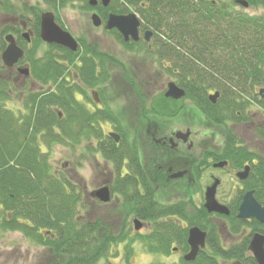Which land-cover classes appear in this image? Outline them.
I'll list each match as a JSON object with an SVG mask.
<instances>
[{
    "label": "trees",
    "instance_id": "trees-1",
    "mask_svg": "<svg viewBox=\"0 0 264 264\" xmlns=\"http://www.w3.org/2000/svg\"><path fill=\"white\" fill-rule=\"evenodd\" d=\"M45 1L53 8H64L74 2H85L88 8V0ZM126 1L130 6L139 7L143 29L153 30L156 36L166 38L162 40L165 44L181 51V57L176 58L177 63L181 61L180 85L187 89V98L198 108L199 122L209 127H224L233 116L231 110L248 106V101L247 104L239 102L240 94L252 93V97L255 95L258 99L255 86H264V17L237 12L224 0ZM247 1L250 7H264V0ZM142 3L146 8H142ZM233 4L237 5L236 0ZM126 8L112 5L110 10L125 13ZM31 12L35 19V37L33 47L26 51L22 61L29 65L39 88L29 87L22 99L9 71L0 61V229L5 233L19 232L50 249L51 264H113L121 254L124 258L121 264H133L137 241L150 254L170 255L174 244L187 252L188 229L175 221L176 216L188 221L190 226L203 228L207 223L206 210L200 209L194 218L193 211L186 209L184 203H179L180 208H177L156 201L149 171L152 176L156 174L142 168L137 139L131 140L128 129L113 110L97 108L91 113L77 99V94H84L82 85L96 88L110 78L104 57L97 58V63L94 58L84 57V66L77 67L69 62H74L79 53L51 45L38 56V49L44 43L40 37L41 16L37 10ZM0 30L1 55L6 46L4 35L20 30L11 25L0 26ZM72 66L77 68L79 76L73 85L66 79L71 76ZM234 81L242 87L230 86ZM125 82L135 84L131 85L132 92L126 94L132 93L130 97L137 98L141 115L171 117L179 113L180 106L176 102L162 97L150 100L148 92L136 85L131 73L127 74ZM213 90L220 93L216 103L210 100ZM14 101L21 103L18 114L7 108V104ZM150 101L153 103L149 107ZM106 122L115 125V131L121 135L119 145L104 133L102 124ZM232 131L226 129L228 133ZM56 146L71 149L83 146L112 162L117 172L112 191L124 197L126 208L130 206V215L149 222L152 230L144 235H133L125 229L117 231L103 221L89 222L80 217L86 209L81 189L60 171H53L50 156ZM230 155L237 158L239 166L254 157L250 148L240 145L232 134L220 158ZM126 156L131 175L121 177L119 173L123 171ZM255 170L263 179L257 198L264 204L263 157ZM139 181L143 187L139 186ZM223 252L215 256H223ZM181 264L218 262L216 257H203L195 263L182 261Z\"/></svg>",
    "mask_w": 264,
    "mask_h": 264
},
{
    "label": "flooded vegetation",
    "instance_id": "flooded-vegetation-1",
    "mask_svg": "<svg viewBox=\"0 0 264 264\" xmlns=\"http://www.w3.org/2000/svg\"><path fill=\"white\" fill-rule=\"evenodd\" d=\"M115 5H122L127 7V11L125 13H115L112 10H110L111 6ZM142 8H146L145 4L142 3ZM86 9H88L91 12V16L93 14L99 15V17L102 20V25L100 27L96 28H103L107 33L113 34L115 38L118 40L116 43L121 46L125 53L122 55V57L126 60L123 61L120 59L119 54L112 55L110 53H107L103 51L100 42L97 40H85L80 37H75L77 43H78V50L73 53H79V56L74 62H69L71 65H75L77 67H83L84 61L82 58H94L97 63V58H99L101 55L104 57L106 62V70L108 71V74L112 77H115L116 73L118 72V75L125 74L124 71L126 67L129 70V73L132 74L133 81L136 83V85H139L142 90L148 92L149 99L154 101L158 98L162 97L165 100L169 102H176L179 104V113L177 115H173L171 117L167 116H151V115H142V119L146 128H145V136L146 140L144 145L140 143V141L137 138V144H138V156L139 161L141 162L142 168L145 169V171L148 173V171L151 169L155 172L156 175L152 176L151 171H149V181L151 183V186H153V194L155 195V199L157 202L164 204V205H175L178 206L179 203H184L185 208L192 212V216L194 218L197 217L198 211L200 209L206 210L208 217H207V223L204 225L203 228L198 226H190L188 221H185L178 216H176L175 221L180 224L185 229H188V238H189V231L193 227H198L201 231L206 233L205 238V245L199 246L197 255L193 261H187L186 256L191 251V246L188 242L187 238V244L188 249L187 252H184L181 250L180 246L177 244H174L172 246L171 253H176L179 255V263L181 264L182 261H185L187 263H195L197 260L205 257H216L218 264H259L256 257L254 256V253L251 248L252 241L256 235L264 236V223L257 219H243L239 218V210L240 206L243 202L244 196L249 193L253 192V196L255 199L264 206V204L260 203V201L257 198V190L262 185V176L258 175L255 166L258 165V163L261 160V157L264 158V150L263 152H259L258 150H254L251 148L249 143H247V139L244 138V132L247 127H253V130L250 131V134L252 137L250 139L252 140H264L262 138V135L264 133H261V122L257 121V118H248L246 116H243L242 113L246 109L245 107H241L240 110H231L233 115L237 114L235 117L232 116L230 120L226 122L225 126H233L232 133L224 132V134H221V136H218L216 133H210L209 131L204 134L207 138L211 139L213 137V141L215 146L212 148L208 147V144L206 142L198 141L195 136V132L192 130L191 127H188L185 131L184 130H177V131H171V132H164V128H162L161 124L166 123L165 121H169L173 123L174 119H176L179 115L184 114V106H183V100H176L173 98L166 97V93L168 90V85L171 82H174L178 87L182 88L186 92L187 98V89L182 87L180 85V77L182 73V69L180 68V60L177 63V59L181 57V51H176L174 45H167L162 40L166 39L163 36H156L154 31L151 29H143V26L141 24L140 27V37L138 41H133L130 39L129 41H126L124 36L121 35V33L114 29L111 31L106 30V24L109 19V16L111 14L116 15H128V14H136L139 18L140 16L137 14L139 11L138 6H130V4L127 3L126 0H109V4L105 6L102 2V0H97L96 6H91L88 0V8L86 5ZM132 9L137 12H132ZM44 13L40 14L42 17ZM15 19V24H9L15 28H18L20 31L19 33L17 31H11L9 33H12L16 39V42L20 48H22L26 54V51L31 49L33 38L35 37V33L33 30V23L32 20H23L17 17ZM141 20V18H140ZM92 21V20H91ZM93 24V23H92ZM7 25V24H6ZM95 27V26H94ZM64 28V27H63ZM66 30V29H65ZM147 31H151L153 34L150 36L149 40L146 39L145 33ZM29 33L28 37L24 36V34ZM8 33V34H9ZM118 33L119 35H116ZM179 39V38H178ZM6 43V42H5ZM57 46V45H52ZM61 47L62 46H58ZM7 48V43L5 46V49ZM4 49V50H5ZM68 51H71L67 48H65ZM177 49L179 47L177 46ZM33 50V49H32ZM55 52H59L56 50ZM38 54V52H37ZM139 58V62L135 64L130 58V56H134ZM177 58V59H176ZM22 60L16 64L13 68L7 69L9 71V76L11 81L15 84L16 88L20 91L21 94L23 92L21 90H26L28 87L35 86L36 82L33 81V78L31 76L30 70L29 75H26L24 73L25 68L22 69ZM29 66L26 64V67ZM97 69L100 70V67H97ZM73 72V71H72ZM69 79H67V82L70 81V78L74 83H76L79 80V76L77 73L71 74V76H68ZM170 77H174V79L170 80ZM159 79H162V85L159 87ZM110 78L107 79L105 84H108V86H111V80ZM113 80V79H112ZM170 80V81H169ZM168 82V83H167ZM103 85V84H101ZM128 88L133 90V87L135 84H126ZM133 87H132V86ZM84 94H86V89H89L92 91V97L91 100L87 98L84 94L80 93V96H85V102L91 103L92 105H95V108L97 109H104L106 108V105L103 103V100L100 98V92L95 89V87H86L84 85ZM99 87V86H97ZM96 87V88H97ZM116 88L119 89L118 85H116ZM216 90H213L211 92L215 93ZM212 94V93H211ZM184 99V100H185ZM188 99V98H187ZM186 99V100H187ZM189 100V99H188ZM261 100V99H258ZM152 101L147 103V106L152 105ZM191 101V100H190ZM192 102V101H191ZM259 103H263L264 101H258ZM194 104V103H193ZM192 107V106H191ZM191 110V109H190ZM194 110L198 112V108L195 106L192 107L191 115L192 118L191 123H200L199 119L196 118V114L194 113ZM137 113L140 116L142 113L141 108L138 107ZM167 119V120H164ZM119 122L120 119L118 118ZM175 122V121H174ZM184 122V121H183ZM110 123V122H106ZM105 123V124H106ZM213 128V127H212ZM115 132L114 130L106 132V136L110 137V133ZM116 133H118L116 131ZM119 134V133H118ZM234 135L238 141H240V145H245L248 148H250V151L252 154H254V157L251 159L250 162L243 163V165H237V158L234 157V155H230L229 158L221 159V152L225 150V145L230 140V136ZM120 135V134H119ZM121 136V135H120ZM135 137V134L134 136ZM221 138V141L218 142L217 139ZM248 138V137H247ZM112 140L115 141L113 137H111ZM133 140L135 138H132ZM131 139V140H132ZM122 140V138H121ZM120 140V142H121ZM119 143H116V145H119ZM97 146L99 145V142L96 143ZM198 152L197 155L194 152ZM129 152V150H128ZM100 156L101 153H97ZM104 159V158H103ZM125 165L123 168V171L119 173L121 177H126L127 175H131V171L128 170L127 165L130 162L129 158L126 156L124 158ZM104 162L107 163L109 168L112 172V178L106 182H104L102 185H99L98 188L108 186L111 191V201L114 198H117L121 203L124 202V197L120 193H115L112 191V187L116 184V178H117V172L114 168V165L112 162L107 161L104 159ZM222 162H227V165H225L223 168L215 167L217 164H220ZM149 169V170H148ZM248 169V173H246V176L244 178L240 177L241 173H244L245 170ZM149 177V176H148ZM208 179L205 186V191L200 192L197 190L200 186L201 181L204 179ZM227 179V183L229 185V192L228 196H226L227 199L219 201L217 199L218 190L221 187V185L224 183V179ZM220 180V185L217 189L216 199L217 201L226 206L230 214L225 215L221 213H215V212H208V210L205 207L206 204V191L207 188L212 186L216 180ZM181 184H184L185 187L188 189L187 192L189 193V197L182 199L178 202L172 203V202H166L165 193H167V189L169 187H177ZM139 186L143 187L139 181ZM97 188V189H98ZM238 188L237 193H235L236 189ZM96 189V190H97ZM203 193L201 201L196 202V197L198 194ZM114 197V198H113ZM95 199V198H94ZM100 203L99 200L95 199ZM177 208H180L179 206ZM188 213V212H187ZM132 218L134 217L133 226L129 225L128 229H131L132 234H143L142 232L144 229H147L148 226H152L149 222L141 220L139 217H136L135 215H131ZM136 217V218H135ZM135 220H140L142 224V228L137 231L135 229L134 222ZM124 229H127L124 228ZM152 230V227L149 231ZM148 231V233H149ZM147 232V231H146ZM147 234V233H145ZM223 252V256H215L216 253Z\"/></svg>",
    "mask_w": 264,
    "mask_h": 264
},
{
    "label": "rangeland",
    "instance_id": "rangeland-1",
    "mask_svg": "<svg viewBox=\"0 0 264 264\" xmlns=\"http://www.w3.org/2000/svg\"><path fill=\"white\" fill-rule=\"evenodd\" d=\"M0 1L3 5V9L0 10V26L6 24H15L16 22L14 18L17 19V17L23 20L35 21L34 15L31 14L32 10H37L40 14L51 12L56 17L57 24L64 27V29L69 31L73 36L77 38L80 37L85 40H97L98 42H100L103 51L112 55H114V53L119 54L120 59L126 61L122 57L125 51L116 43L118 40L115 38V36L113 34L107 33L103 28L94 27L91 21V12L86 9L85 2H74L71 4H67L64 8H53L48 5L45 0ZM224 1L231 5L237 12H241L249 16L264 17L263 6H249L248 8H244L239 4L234 5V0ZM132 12L135 11L132 9ZM137 14L139 15V13ZM47 50H49V46L43 43L41 48L38 49V56L42 55L43 52ZM1 56L2 55H0V61L3 63ZM130 58H132L135 64L139 62V58L135 57V55L133 57L130 56ZM22 64V69L26 68V64L23 63V61ZM3 65L5 66L4 63ZM126 66L127 65L124 66L126 68L124 72L130 74ZM70 70V74L77 73V68H74V66H72ZM118 74L119 73L117 72L115 77L110 76L111 86H108V84H103L95 89L100 92V98L103 100L106 108H110L111 110H113L116 113V116H118V118L120 119V123L128 129L130 138H138L140 143L144 145L146 140V126L143 120L140 119L142 118V115L139 116L137 113L139 101L136 97H130L132 93L126 94V92H132L125 82L127 75ZM66 79H69V77H67ZM169 79L173 80L174 77H170ZM68 82L71 83V85L74 84L71 78ZM235 83L236 81H234V84H230V86H236L239 88L242 87L240 85H235ZM116 85H118V87L120 88L117 89ZM161 85L162 79H159L158 86L161 87ZM262 87L263 86H255V92L258 93V90ZM36 88H39L37 84L32 87V89ZM28 90L29 87L26 90H21L23 92V94H21L20 96L22 99L26 96ZM85 91V96H87L88 99L91 100L92 91L89 89H86ZM236 91H244V89H237ZM211 93L213 94V92H210V94ZM85 96L81 97L80 94H77V99L81 101L91 113L95 112L97 110L95 108V105L85 102ZM240 96V103H242V101L246 104L247 101L249 102L248 106L246 105L247 107L242 105V108L246 107L242 115L248 118H257L256 120L261 122V128L264 130V105L258 102V99L261 98L258 96V99L256 100L255 95H253L252 97V93L240 94ZM186 99L183 100V105L185 106L184 114H181L176 119H174L175 122L173 121V123H169L167 119H164L167 120L165 121L166 123L161 124L162 128H164V132L169 133L171 131L177 130L185 131L188 127H191L195 132L196 139L202 142V145L204 144L203 142H206V144L209 143L208 147L212 148L213 146H215V139L213 141L214 135L211 136V139H209L204 136L206 131H209L210 133H216L218 136H221V134H224L227 128L233 129V126L212 128L202 124L201 122L195 124L191 123L192 118L190 117V115L194 104L190 100ZM7 108L13 110L16 114H18V110L21 108V103L18 101L8 103ZM240 108L238 110H240ZM194 113L196 114L197 112L194 110ZM236 115L237 114L233 116L235 117ZM102 128L105 134L106 132L108 133V131H115V125L110 123L102 124ZM252 130L253 127H247L245 130H243L244 138L247 139L246 142L249 143L252 149L258 150L262 153L264 150V140L260 141L258 139H250V137L252 136L249 134ZM134 134L135 137H133ZM217 141L220 142L221 138H219V140L217 139ZM194 153H196L197 155L198 152L196 151ZM50 161L53 167V171H60L67 178L73 180L74 183L77 184V186L81 189L84 196L86 209L81 212L80 217L89 222H95L96 220L103 221L117 231H120L121 229H124L126 227L127 229H125V231H131V229L129 230L128 227L129 225L133 226L134 217L132 218V216L129 214V212H131L130 210H128L130 206H128L129 208H126L124 202L121 203L117 198L114 197V199H112V201H110L109 203H98V201H96L91 196V194L98 188L99 185H102L104 182L112 178L111 169L109 168L107 163L104 162L102 156L94 152L85 150L83 146H80L78 149L56 146L52 151ZM227 179L228 178L224 179V183L218 190L217 199L219 201L227 199L226 196H228L229 192ZM207 180L208 179L206 178L205 180L203 179L197 190L204 193ZM187 190L188 189L184 184H181L177 187H169L167 189V193H165L164 199L166 200V202H178L190 196ZM237 191L238 188L236 189L235 193H237ZM202 195L199 193L198 196H195L196 202L199 203V201H201ZM151 227L152 226H148L147 229H144L142 232L144 234L148 233ZM120 247L122 249L123 246ZM52 259L53 254L50 249L39 246L36 242L30 240L19 232L5 233L0 229V264H51ZM122 260H124L123 254H121L118 259H114L113 264H121ZM178 261L179 255L177 254V252L171 253L170 255L150 254L147 252L142 243L138 241L135 243V254L132 257L133 264H176Z\"/></svg>",
    "mask_w": 264,
    "mask_h": 264
},
{
    "label": "water",
    "instance_id": "water-1",
    "mask_svg": "<svg viewBox=\"0 0 264 264\" xmlns=\"http://www.w3.org/2000/svg\"><path fill=\"white\" fill-rule=\"evenodd\" d=\"M103 4L107 6L109 0H102ZM91 6L97 5V0H89ZM237 4L243 6L244 8L249 7V3L246 0H237ZM92 23L95 27H100L102 25V20L97 14L91 16ZM140 27L141 21L136 14L128 15H116L111 14L106 24V30H118L122 36H124L126 41L132 39L133 41H138L140 37ZM151 31L145 33L146 39L149 40L152 36ZM29 33H25L24 36L28 37ZM41 39L47 44H56L67 48L73 52L78 50V43L76 39L66 30L62 29L56 22L55 16L51 12L44 13L41 17ZM5 41L8 44L6 50L2 53V61L8 69L13 68L18 64L24 57V50L20 48L16 42L13 34H8L5 36ZM24 73L29 75V70L25 68ZM259 95L264 99V88L259 90ZM186 96L185 90L178 87L174 82L168 85V90L166 97L180 100ZM220 93L217 92L210 96V100L216 103L219 98ZM110 137H113L116 143H119L121 136L116 132H111ZM227 165V162H222L217 164L215 167L223 168ZM248 173V169L244 173H241L240 177L244 178ZM220 180H216L215 183L207 188L206 191V204L205 207L208 212L221 213L229 215V209L220 204L216 199L217 189L220 185ZM91 196L102 203H109L111 201V191L108 186H104L95 190ZM239 218L243 219H257L264 223V206L259 204V202L253 196V192H249L244 196L243 202L239 210ZM135 229L139 231L142 228L140 220H135ZM206 233L201 231L198 227H193L189 231L188 242L191 246L190 253L186 256L187 261H193L197 255L199 246L205 245ZM252 251L256 257L259 264H264V236L256 235L251 244Z\"/></svg>",
    "mask_w": 264,
    "mask_h": 264
}]
</instances>
